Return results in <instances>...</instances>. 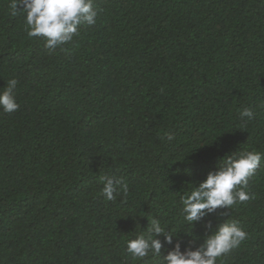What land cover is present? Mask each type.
<instances>
[{
    "label": "trees",
    "instance_id": "16d2710c",
    "mask_svg": "<svg viewBox=\"0 0 264 264\" xmlns=\"http://www.w3.org/2000/svg\"><path fill=\"white\" fill-rule=\"evenodd\" d=\"M10 3L0 91L16 79L20 107L0 109V264H166L227 220L248 239L217 264H264V156L252 199L193 224L181 203L225 155L264 154V0H93L95 24L54 52ZM151 218L172 243L134 260L126 241Z\"/></svg>",
    "mask_w": 264,
    "mask_h": 264
},
{
    "label": "clouds",
    "instance_id": "9594fccd",
    "mask_svg": "<svg viewBox=\"0 0 264 264\" xmlns=\"http://www.w3.org/2000/svg\"><path fill=\"white\" fill-rule=\"evenodd\" d=\"M9 8L12 16L20 12L26 14L28 37H43L44 47L49 52L71 42L79 35L82 24L93 25L98 16L93 0H11ZM17 84L16 79H10L3 91H0V109L4 113L11 114L20 107L14 95ZM239 115L241 120L254 118L251 108L242 109ZM262 156L264 154L254 150L225 155L216 171L209 172L198 184L193 183L195 186L192 190L182 197L184 220L193 224L218 208L230 209L238 202L252 199L253 196L246 189L249 178L260 167ZM100 180L103 185L100 194L106 200H114V192L117 191L114 178L102 176ZM120 191L127 193V184H122ZM161 234H165V228L159 220L151 218L146 232L126 241L127 253L134 260L149 255L159 258L163 244L156 237ZM172 237L173 234H165V242L171 244ZM246 239L248 234L239 222L227 220L214 233L205 237L198 248L188 247L182 251L178 242L163 260L166 264H217L219 258L237 249Z\"/></svg>",
    "mask_w": 264,
    "mask_h": 264
}]
</instances>
